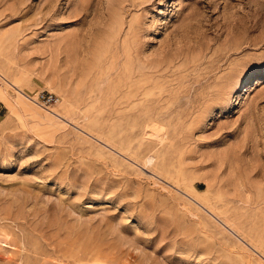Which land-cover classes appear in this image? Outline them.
Here are the masks:
<instances>
[{
  "label": "rangeland",
  "instance_id": "rangeland-1",
  "mask_svg": "<svg viewBox=\"0 0 264 264\" xmlns=\"http://www.w3.org/2000/svg\"><path fill=\"white\" fill-rule=\"evenodd\" d=\"M0 264H264V0H0Z\"/></svg>",
  "mask_w": 264,
  "mask_h": 264
},
{
  "label": "built area",
  "instance_id": "built-area-1",
  "mask_svg": "<svg viewBox=\"0 0 264 264\" xmlns=\"http://www.w3.org/2000/svg\"><path fill=\"white\" fill-rule=\"evenodd\" d=\"M60 98L57 94L50 92V91H44L42 93H39L36 97V102L45 107H49L51 105H55L59 103Z\"/></svg>",
  "mask_w": 264,
  "mask_h": 264
},
{
  "label": "bare ground",
  "instance_id": "bare-ground-1",
  "mask_svg": "<svg viewBox=\"0 0 264 264\" xmlns=\"http://www.w3.org/2000/svg\"><path fill=\"white\" fill-rule=\"evenodd\" d=\"M171 22H173V20H172ZM173 23H174V22H173ZM171 25H172V24H171ZM160 131H161V130H159L158 132H160ZM152 132H154V131H151V133H152ZM155 132H157V131H155ZM151 133H150V135H149L148 137H151ZM152 136H153V135H152ZM158 137H159V136H157V139H158ZM151 138L153 139V137H151ZM154 140H155V139H154ZM180 185H181V184H180Z\"/></svg>",
  "mask_w": 264,
  "mask_h": 264
}]
</instances>
